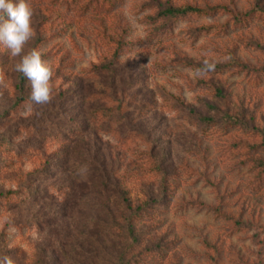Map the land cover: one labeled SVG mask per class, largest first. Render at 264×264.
<instances>
[{
    "label": "rangeland",
    "instance_id": "374dc122",
    "mask_svg": "<svg viewBox=\"0 0 264 264\" xmlns=\"http://www.w3.org/2000/svg\"><path fill=\"white\" fill-rule=\"evenodd\" d=\"M26 2L53 100L9 110L20 57L0 45V193L24 199L0 208V257L264 264V0ZM167 6L215 11L161 31Z\"/></svg>",
    "mask_w": 264,
    "mask_h": 264
},
{
    "label": "clouds",
    "instance_id": "9594fccd",
    "mask_svg": "<svg viewBox=\"0 0 264 264\" xmlns=\"http://www.w3.org/2000/svg\"><path fill=\"white\" fill-rule=\"evenodd\" d=\"M0 45L4 46L13 57H20L15 71L22 74L30 85V95L25 105L26 113L34 111V105H46L53 100V68L50 60L42 58V52L31 49L24 53V48L35 36L32 27L33 10L26 0H0ZM2 81V77H0ZM0 264H15L10 256L0 257Z\"/></svg>",
    "mask_w": 264,
    "mask_h": 264
},
{
    "label": "trees",
    "instance_id": "16d2710c",
    "mask_svg": "<svg viewBox=\"0 0 264 264\" xmlns=\"http://www.w3.org/2000/svg\"><path fill=\"white\" fill-rule=\"evenodd\" d=\"M214 11H215V9H212V10L211 9H204V10H202V9H196L194 7H191V6H186V7L167 6L164 10H162L159 13V16H160L159 18L167 19V21H166L167 23L164 25L162 24V27L160 29H161V31L169 29V26L172 24V22L174 20L179 19V18H183L189 14L204 13V12L213 13ZM251 13L247 14L246 17L251 15ZM115 56H117V54H115ZM104 66H107V65H104ZM102 69H105V67H102ZM26 83H27V80L22 76V74H19V82H18V85L16 87L18 90L19 96H17V99L15 100L14 104L10 107V109H9L10 111H12V110L17 111L21 105L27 104L29 97L27 95H24ZM89 89H90L89 94L92 95L94 92L91 91V86L89 87ZM96 93L98 94L97 90H96ZM102 110L104 111L105 109L102 107H92L87 112V114H88L87 117H85V116L82 117L81 115L78 116L75 113H73L72 115H69L68 116V117H70L69 119H72L76 122V125H75L76 128H72L75 131L74 133H76L77 130H81L86 124L87 125L90 124L93 115L94 114L98 115L99 113L102 114L103 113ZM201 119L206 125L211 121L209 118H201ZM106 181H102L99 186L103 187V189L107 190L110 193V196L114 198L113 202L118 204V207H119L120 203L123 200H125V197H124L125 192L120 190L119 188H117V186H115L113 183H111L108 179H106ZM26 197L29 198L28 196H26ZM151 200H152L151 203L155 202L158 205L161 204L163 201V200H159V199H156V200L151 199ZM23 202H24V199L21 200L18 197L17 192L10 191L7 193H0V208H4V207L6 208L7 206H11L12 204L16 205L18 203L21 204ZM149 204H150V202H149ZM138 209H141V207H138L137 210ZM135 214H136V211H135ZM126 225H128V226L123 225V227H124V229L125 228L127 229V231L129 232L128 234L126 233V231L122 227H119V228L123 229L125 231L126 235L131 236V234L134 231V227L132 224L127 223V221H126ZM108 242L110 243L109 237H108ZM102 243H103V246L106 247V240L105 239L102 241ZM101 246H102V244H100V247ZM120 256H121V254H119L117 256V259H90V264H119L121 261H123V259H119ZM140 260L143 261L142 259H140Z\"/></svg>",
    "mask_w": 264,
    "mask_h": 264
}]
</instances>
